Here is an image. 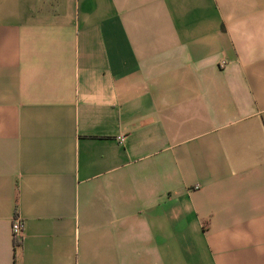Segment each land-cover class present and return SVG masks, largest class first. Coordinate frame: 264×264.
<instances>
[{
  "label": "crops",
  "instance_id": "0c3cea01",
  "mask_svg": "<svg viewBox=\"0 0 264 264\" xmlns=\"http://www.w3.org/2000/svg\"><path fill=\"white\" fill-rule=\"evenodd\" d=\"M0 264H264V0H0Z\"/></svg>",
  "mask_w": 264,
  "mask_h": 264
},
{
  "label": "built area",
  "instance_id": "2783aa9c",
  "mask_svg": "<svg viewBox=\"0 0 264 264\" xmlns=\"http://www.w3.org/2000/svg\"><path fill=\"white\" fill-rule=\"evenodd\" d=\"M120 141L122 140L121 137L118 138ZM10 237L12 239V245L15 247L19 246L24 234H23V223L17 214L14 213L12 219L10 221Z\"/></svg>",
  "mask_w": 264,
  "mask_h": 264
}]
</instances>
